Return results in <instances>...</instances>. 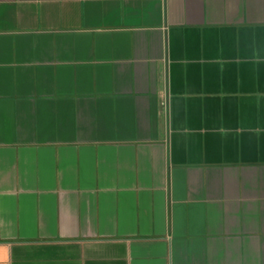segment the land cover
Here are the masks:
<instances>
[{
  "label": "crops",
  "instance_id": "1",
  "mask_svg": "<svg viewBox=\"0 0 264 264\" xmlns=\"http://www.w3.org/2000/svg\"><path fill=\"white\" fill-rule=\"evenodd\" d=\"M0 264H264V0H0Z\"/></svg>",
  "mask_w": 264,
  "mask_h": 264
}]
</instances>
